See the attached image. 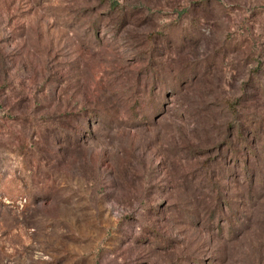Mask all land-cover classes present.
Returning <instances> with one entry per match:
<instances>
[{
    "label": "rangeland",
    "instance_id": "1",
    "mask_svg": "<svg viewBox=\"0 0 264 264\" xmlns=\"http://www.w3.org/2000/svg\"><path fill=\"white\" fill-rule=\"evenodd\" d=\"M0 264H264V0H0Z\"/></svg>",
    "mask_w": 264,
    "mask_h": 264
}]
</instances>
